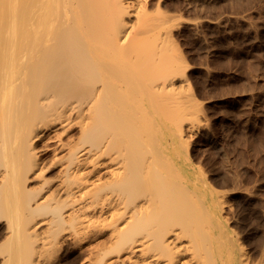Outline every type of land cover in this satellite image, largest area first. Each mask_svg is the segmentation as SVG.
<instances>
[{"label":"bare ground","instance_id":"1","mask_svg":"<svg viewBox=\"0 0 264 264\" xmlns=\"http://www.w3.org/2000/svg\"><path fill=\"white\" fill-rule=\"evenodd\" d=\"M139 4L0 0L3 264H50L101 232L109 245L83 264H232L182 146L194 100L174 87L184 73L151 45ZM56 167L55 189L28 186Z\"/></svg>","mask_w":264,"mask_h":264},{"label":"rangeland","instance_id":"2","mask_svg":"<svg viewBox=\"0 0 264 264\" xmlns=\"http://www.w3.org/2000/svg\"><path fill=\"white\" fill-rule=\"evenodd\" d=\"M139 2L150 18L151 45L166 47L170 63L184 73L174 87L194 100L189 115L194 120L182 124V146L188 145L208 184L201 201L220 237L218 255L232 264H264V0ZM53 132L47 131L45 138ZM74 137L76 130L64 140ZM42 156L45 163L53 160L52 152ZM58 170L51 168L43 181L27 184L55 189ZM7 234V222L0 218V246H5ZM107 234L101 232L81 246L67 241L52 254L50 264H83L89 249L109 245Z\"/></svg>","mask_w":264,"mask_h":264}]
</instances>
